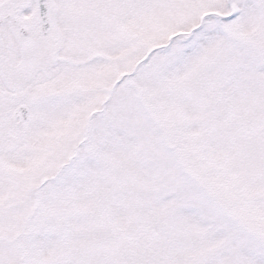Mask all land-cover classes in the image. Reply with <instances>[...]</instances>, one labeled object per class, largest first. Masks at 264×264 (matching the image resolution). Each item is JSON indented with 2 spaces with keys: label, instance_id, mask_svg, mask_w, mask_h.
Instances as JSON below:
<instances>
[{
  "label": "snow or ice",
  "instance_id": "1",
  "mask_svg": "<svg viewBox=\"0 0 264 264\" xmlns=\"http://www.w3.org/2000/svg\"><path fill=\"white\" fill-rule=\"evenodd\" d=\"M0 264H264V0H0Z\"/></svg>",
  "mask_w": 264,
  "mask_h": 264
}]
</instances>
